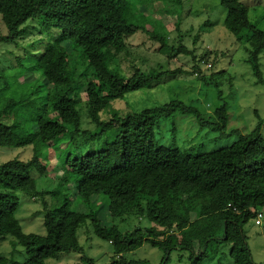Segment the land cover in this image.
<instances>
[{
    "label": "trees",
    "instance_id": "16d2710c",
    "mask_svg": "<svg viewBox=\"0 0 264 264\" xmlns=\"http://www.w3.org/2000/svg\"><path fill=\"white\" fill-rule=\"evenodd\" d=\"M186 2L0 0L8 29L0 42L16 41L31 18L42 29L62 32L34 60L33 69L41 71L45 85L34 83L25 89L26 84L17 78L0 84V148L18 144L33 150L27 159L0 164L1 187L36 197L46 192L38 188L39 177L61 173L50 191L52 203H44L46 234L25 232L15 216L18 199L0 192V239L12 236L11 245H22L27 254L19 261L0 253V264H47L48 258H58L64 251L80 250L79 231L88 220L95 235L112 244L113 255L107 263L84 255L81 264H154L127 256L145 242L163 250L158 264H171L178 251L187 253L180 255L182 264H209L208 259H221L222 249H229L234 264H258L244 226L264 210V118L258 116L253 130L243 134L238 129L228 131L227 102L213 114L179 98L124 112L111 103L131 92L149 90L164 74L177 70L136 67L128 75L111 67L110 47L123 49L130 36L142 31L160 41L161 48L170 47V54L192 53L184 45L169 44V31L156 24L165 11L176 14L179 25ZM220 2L226 8V28L241 43L251 42L246 46L247 61L264 81L260 65L264 30L250 19L242 0ZM200 68L195 63L199 78L219 85L218 72L207 75ZM83 101L88 127L83 123ZM177 112L193 114L200 129L215 132V137L238 133V138L210 151L163 143L157 138L161 121ZM79 137L83 140L77 141ZM70 184L76 193L66 195L61 187ZM102 196L112 218L135 213L146 217L150 225L123 231L117 224L104 222L93 207Z\"/></svg>",
    "mask_w": 264,
    "mask_h": 264
},
{
    "label": "rangeland",
    "instance_id": "374dc122",
    "mask_svg": "<svg viewBox=\"0 0 264 264\" xmlns=\"http://www.w3.org/2000/svg\"><path fill=\"white\" fill-rule=\"evenodd\" d=\"M186 1L185 12L179 25L176 23L178 16L165 11L160 12L156 24L160 23L169 31V44L176 47L184 45L192 53L180 51L176 55L170 54V47L161 48L160 41L142 31L130 36L125 48L119 49L114 46L109 48L111 67L119 68L128 75L136 67H141L143 70L152 68L177 70L175 74H164L160 81L149 90L131 92L123 99L113 100L112 106L124 112L131 108L139 110L179 98L186 103L195 104L208 114H213L216 107L227 102L228 131L238 129L243 134L248 133L256 126L258 116L264 118V81L258 78L247 61L249 52L246 46H251V42L247 40L246 43H241L226 28V8L222 6L220 0ZM242 1L249 8L250 19L264 30V0ZM37 22V19H29L22 26V34L16 41L0 42V84L17 78L18 81L26 84L25 89L34 83L45 85L41 71L33 69L34 60L45 51L47 45L60 39L62 32L56 28L49 31L42 29ZM7 33V26L0 14V36ZM245 35L249 38L251 33L248 32ZM202 55L206 56L204 62L201 61ZM195 63L200 65L203 74L218 72L219 85L207 84L203 78H199L194 72ZM208 63L212 66L207 68ZM260 65L264 79V49L260 53ZM86 110L87 107L83 101L81 102L83 123L85 127H88L91 123L87 118ZM161 127V133L159 132L158 135L157 132V138L161 142L171 144L173 141L180 145L195 146L202 151L229 146L238 138V133L215 137V132L206 128L200 129V124L193 114L180 112L162 120ZM261 131L264 136V123ZM82 140L81 137L77 139V141ZM90 145L95 147L92 143L88 144ZM32 153L31 146L17 144L2 147L0 148V164L13 158L27 159ZM60 174V171H53L48 176L39 177L38 188L46 192L36 197L21 190L4 189L0 185V192L7 191L18 199L20 204L15 216L25 232L46 234L44 203H52L53 195L50 191L57 186ZM61 189H64L66 195L69 191L72 194L76 193L73 184H70L69 188L61 187ZM80 204L86 205L85 203ZM93 207L98 210V215L104 222L117 224L123 231H132L139 226L150 225L146 217L135 213L124 218H112L107 200L103 196L96 198ZM83 211L88 212V209L84 208ZM255 221V218L250 219L244 226V232L253 260L260 264L264 263V225H257ZM11 239H13L12 236L0 239V253L24 261L27 257L25 248L22 245L13 247L10 243ZM79 241L83 249L64 251L58 258H48L47 264H81L84 255L93 257L100 263L110 262L113 255L112 244L95 235L89 220L80 228ZM222 251L220 260L214 257L208 259L207 262L209 264H234L229 249H222ZM180 255L186 256L187 253L185 251L174 252L171 264H182L179 259ZM127 256L134 259H148L158 264L164 252L149 242H145L136 250L129 252Z\"/></svg>",
    "mask_w": 264,
    "mask_h": 264
},
{
    "label": "built area",
    "instance_id": "2783aa9c",
    "mask_svg": "<svg viewBox=\"0 0 264 264\" xmlns=\"http://www.w3.org/2000/svg\"><path fill=\"white\" fill-rule=\"evenodd\" d=\"M202 62H204V60L202 61ZM206 65V64H205ZM212 66V64L211 63H208L207 64V68L208 67H211ZM255 219H256V224L257 225H261L262 223H263V219H264V210H260V211H258L257 212V215L255 216Z\"/></svg>",
    "mask_w": 264,
    "mask_h": 264
}]
</instances>
